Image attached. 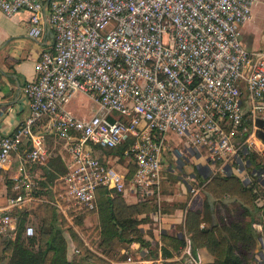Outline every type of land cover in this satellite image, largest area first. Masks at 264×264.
<instances>
[{"label": "built area", "instance_id": "2783aa9c", "mask_svg": "<svg viewBox=\"0 0 264 264\" xmlns=\"http://www.w3.org/2000/svg\"><path fill=\"white\" fill-rule=\"evenodd\" d=\"M261 1L0 0L6 17L29 13V38L40 39L44 25L54 37L53 48L39 55L35 79L24 86L28 118L0 139V172L13 156L21 172L0 205V243L15 241L33 204L48 202L71 222L74 207L95 209L98 188L109 198L126 194L152 201L158 213L168 134L189 137L192 158L195 148L205 150L208 155L199 159L218 175L248 182L244 168L251 167V153L264 158V49L247 51L240 28ZM77 92L97 107L89 120L65 109ZM48 136L67 155V174L59 192L52 188L51 200L36 195L37 180L25 166L48 160ZM124 143L135 167L128 182L116 158L102 162L94 155L95 148ZM249 176L264 182L263 171ZM191 192L193 199L198 190ZM35 233L24 226L26 238ZM181 235L178 262L202 264L185 229ZM71 253L79 252L73 246ZM120 253L124 260L112 264H167L158 245L131 244Z\"/></svg>", "mask_w": 264, "mask_h": 264}, {"label": "trees", "instance_id": "16d2710c", "mask_svg": "<svg viewBox=\"0 0 264 264\" xmlns=\"http://www.w3.org/2000/svg\"><path fill=\"white\" fill-rule=\"evenodd\" d=\"M129 147V143H124L113 150L95 148L94 155L102 162L111 157L124 158ZM98 152L109 153L107 156H99ZM249 165L254 171L264 172V163L256 162L253 155L249 158ZM126 169L128 173L125 180L128 182L135 173V167L129 162ZM44 170L45 176L52 181L56 192H59L60 179L67 174L66 161L60 157L52 158L50 152ZM200 184L204 199L196 210L186 212L184 221V229L190 236L193 250L205 249L212 260L208 264H246L248 261L264 264V260L256 262L250 256L256 240L262 239L264 243V209L259 205L260 199L256 197V192L263 190L259 178L249 176V182L244 183L233 174L215 175ZM40 185L43 186V183L37 181L35 191L37 196L42 197L43 187ZM31 208L24 214L23 219L33 212L40 218V227L34 237L26 238L24 226L20 223L15 241L3 244L0 264L4 262L2 255H8L7 264H111L88 248L71 223L76 222L78 227H83L84 218L95 216L97 225L88 238L94 233L100 240L99 247L107 253L117 246L124 249L133 242L148 248L149 245L139 228L141 220L137 217L144 216V219H147L157 211V206L152 201L127 204L124 197L109 198L104 188L96 190L94 210H78V207H74L68 212L71 222L57 214L54 206L48 202L33 204ZM256 216L259 218L261 234L252 228ZM202 225L204 226L201 227ZM59 226L67 228L66 232L78 254H72L70 258L67 256V241ZM161 242L164 245L161 248L163 258H170L173 253H179L183 245L182 239L168 234L161 236ZM121 258L124 260L123 255Z\"/></svg>", "mask_w": 264, "mask_h": 264}, {"label": "crops", "instance_id": "0c3cea01", "mask_svg": "<svg viewBox=\"0 0 264 264\" xmlns=\"http://www.w3.org/2000/svg\"><path fill=\"white\" fill-rule=\"evenodd\" d=\"M262 6H264V0L258 2L253 7L250 20L240 28L241 43L250 52L264 49V20L259 24L257 19V17H260L259 13H262ZM254 14H257V16L255 15L256 18L255 16L253 18ZM29 17V13L25 11H21L13 17H6L0 11V139L4 136L12 135L28 118L30 110L24 86L35 79V65L40 53L51 50L54 46L53 32L49 30L47 25H44L43 35L40 39L33 40L28 37ZM171 136L173 135L171 134ZM49 138L53 137H47L46 146ZM169 139L170 141L166 138L170 150L167 149L166 153L171 155V159L169 161L166 156L163 158L162 171L176 173L182 167L180 162H185L184 156L191 155L189 148L190 138L178 137L176 144L172 142L174 138L169 137ZM47 149L49 151L48 146ZM64 153L66 155L65 151ZM190 157V160L194 161L197 171L203 172L207 168V165L201 159L194 158L195 160H193L192 156ZM61 159L67 163V155L66 158L61 156ZM47 161L43 164H26L25 166L31 176H34V179L41 181L43 176L46 175L44 168ZM129 162H132L131 158H127V163ZM120 167L125 173L126 167ZM19 169V162L13 156L6 170L0 172V205H4L6 196L11 194L13 179L21 175ZM211 177L209 176V178ZM237 177L240 178V176ZM161 179L162 202L159 212L150 214L146 221H143L144 216L137 217L139 221L141 220L139 228L149 248H155L157 245L163 248L161 236L164 234L175 235L182 239L184 210L179 205L186 203L188 210H196L199 206L192 208L191 204L195 198L201 196V189L200 191L199 189H195L198 190V193L189 201L187 191L189 192L191 189H194L193 186L198 181L207 180L208 177L161 176ZM180 181L184 182V184ZM262 188L264 187L262 186ZM128 198L135 199L132 195L124 194V200L127 204H135L137 202L129 203L127 201ZM156 220L158 221L156 222ZM159 228L161 229L160 233L158 232ZM131 244H136V246L143 249L138 242ZM196 252L202 264H208L212 261L205 249H197ZM153 255L156 256V250ZM178 256L179 253H173L172 257L166 258L167 264L178 262Z\"/></svg>", "mask_w": 264, "mask_h": 264}, {"label": "rangeland", "instance_id": "374dc122", "mask_svg": "<svg viewBox=\"0 0 264 264\" xmlns=\"http://www.w3.org/2000/svg\"><path fill=\"white\" fill-rule=\"evenodd\" d=\"M262 8V13H259L260 17H257L258 19V23L260 24L263 20H264V6L261 7ZM257 16V14L253 15ZM258 15V16H259ZM255 16V18H256ZM96 105L95 103L85 94L82 93H75L73 94V96L69 99L68 103L65 106V109L71 113V115L78 119V120H89L95 113L96 111ZM169 135V136H168ZM166 136L167 140L170 141V138H174L172 140L173 144L177 143V138L176 136H171V134H168ZM241 140H243V138H241ZM47 146L49 148V153L51 152V156L52 158H56V157H60L63 156L64 158H66V155L64 153V150L62 148V144L59 141H55L53 138H49L47 140ZM105 150V149H103ZM195 152H196V157L200 158V157H205L207 156V152L203 149L200 148H195ZM109 152H98L99 156H103V155H108ZM255 156L256 157V162L258 163H264V158L260 157L257 154L251 153V156ZM165 156L167 157V159L170 161L171 159V155L165 153ZM164 156V157H165ZM183 166L181 167V169L179 171H177L176 173H169L167 171H162L161 172V176H191L193 174H195L196 176H206L209 178V176H215L218 175V173L215 171H212L210 167L207 166V168L201 172L200 174H198V171L196 169V166L194 164L193 161L191 160H186L181 161L180 162ZM120 165L122 167H127V157L124 156L123 157H116V161L114 163V165ZM169 164V163H168ZM246 175L249 177V175L252 173V167H246L244 168ZM246 178V176H243V179ZM166 181V180H165ZM40 184L41 182L43 183V196L41 198L46 199V200H51L53 197V192H52V188L53 187V183L52 181H50V179L47 176H43V179H41V181H39ZM181 182V181H180ZM245 183H247L246 181H244ZM182 184H184V182H181ZM199 185H194V189H200L201 188V181L197 182ZM187 195H188V201L192 198V192L191 190L188 192L187 191ZM200 197L195 198L191 204L192 208H196L199 206V204L203 201L204 196H202V194L200 193ZM256 197L258 199H260L259 205L262 206V208L264 209V188L263 190H259L256 192ZM129 203H134L136 200L133 198H128L127 200ZM200 202V203H199ZM179 207L182 210H185L187 208L186 203L179 205ZM258 216L255 217V223L252 225V228L256 231V233H260L261 234V226L260 223L258 221ZM148 219H144L143 221H146ZM246 221H248V219H246ZM32 225L35 232H37L38 228L40 227V218L34 214L33 212H30L29 216L26 217V219H23L21 222V225L25 226V225ZM60 223L58 222V225ZM73 229L76 231V233L79 235V237L84 240L92 249V252H94L95 254H97L98 256L102 257L103 259H105L106 261H109L111 264L112 263H116V262H120L122 261L121 258V253L120 251L122 250L121 247L117 246L113 249L112 252L107 253V251H104V249L99 247V243L100 240L94 235V233H92V235L88 238V235L91 234V232L95 229L96 225H97V218L95 216H88L86 218L83 219V227H78L76 225V222L71 223ZM71 226V225H70ZM60 227V226H59ZM63 230V235L67 241V256L70 258L72 256L71 253V248L74 246L72 244V242L70 241L69 238V234L67 231V228L65 227H60ZM94 232V231H93ZM262 240V239H261ZM3 242L0 243V252L3 249ZM75 247V246H74ZM121 248V249H120ZM153 253H155V250L152 251L151 256H154ZM250 256L252 257V259L256 262H261V260H264V243L263 241L260 242V239L256 240V242L254 243V245L251 248V252H250ZM114 258L113 260H110V258ZM2 258L4 260L3 264H7V259L8 255H2ZM125 258V257H124ZM254 262L248 261L246 264H253Z\"/></svg>", "mask_w": 264, "mask_h": 264}, {"label": "water", "instance_id": "95a60500", "mask_svg": "<svg viewBox=\"0 0 264 264\" xmlns=\"http://www.w3.org/2000/svg\"><path fill=\"white\" fill-rule=\"evenodd\" d=\"M261 126H264V122H262L261 123ZM184 158L186 159V160H190V156H184ZM193 160H195L194 158H193ZM194 162V161H193ZM181 166H183L182 164H181ZM212 170H214V167H212L211 168ZM201 173V171L200 170H198V174H200ZM191 176H196L195 174H193V175H191ZM258 178H259V176H257ZM261 186H263L264 187V182H261ZM260 242H262V240L260 239Z\"/></svg>", "mask_w": 264, "mask_h": 264}]
</instances>
